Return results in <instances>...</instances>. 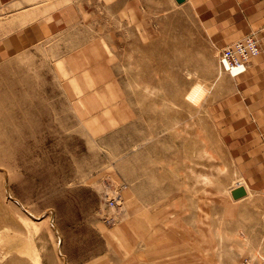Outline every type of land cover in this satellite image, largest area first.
Masks as SVG:
<instances>
[{
	"label": "rangeland",
	"instance_id": "rangeland-1",
	"mask_svg": "<svg viewBox=\"0 0 264 264\" xmlns=\"http://www.w3.org/2000/svg\"><path fill=\"white\" fill-rule=\"evenodd\" d=\"M63 1L102 49L62 58L59 35L0 65V264H264V196L234 204L218 132L234 81L195 16Z\"/></svg>",
	"mask_w": 264,
	"mask_h": 264
},
{
	"label": "crops",
	"instance_id": "crops-1",
	"mask_svg": "<svg viewBox=\"0 0 264 264\" xmlns=\"http://www.w3.org/2000/svg\"><path fill=\"white\" fill-rule=\"evenodd\" d=\"M28 1L0 0V11L17 10L13 19L8 20L16 30L8 33L0 28V65L8 56L23 55L39 42H50L59 35L69 42L68 47L56 49L61 51L62 58H71L75 53L79 58H84L86 53L90 59L100 56L102 45L87 44L90 39L85 35L73 33L81 18L77 7L63 0ZM155 3L143 0V11L166 9L165 5ZM110 6L111 11L134 10L135 0L116 4L111 1ZM181 6L195 16L211 51H219L264 28V0H185L178 7ZM99 40L94 37L93 42ZM260 46V54L248 64L246 73L233 79L232 98L214 103L219 107L215 111L220 122L219 138L236 165L240 181L237 186H243L247 196H264V38ZM96 61L91 65H99ZM83 81L86 83V77Z\"/></svg>",
	"mask_w": 264,
	"mask_h": 264
},
{
	"label": "built area",
	"instance_id": "built-area-1",
	"mask_svg": "<svg viewBox=\"0 0 264 264\" xmlns=\"http://www.w3.org/2000/svg\"><path fill=\"white\" fill-rule=\"evenodd\" d=\"M263 38L264 28L260 31V33H252L251 35L219 50L217 64L220 71L232 79H236L244 75L251 60L255 59L260 54V43ZM116 195L117 193L115 195H111L113 198L111 196L108 197L111 198L108 201V203L111 202V207L115 204L116 199H119V197H115ZM262 220L264 221V199L262 207Z\"/></svg>",
	"mask_w": 264,
	"mask_h": 264
},
{
	"label": "water",
	"instance_id": "water-1",
	"mask_svg": "<svg viewBox=\"0 0 264 264\" xmlns=\"http://www.w3.org/2000/svg\"><path fill=\"white\" fill-rule=\"evenodd\" d=\"M176 5H182L185 0H174ZM230 197L232 201H238L246 197V191L243 186H237L230 190Z\"/></svg>",
	"mask_w": 264,
	"mask_h": 264
},
{
	"label": "bare ground",
	"instance_id": "bare-ground-1",
	"mask_svg": "<svg viewBox=\"0 0 264 264\" xmlns=\"http://www.w3.org/2000/svg\"><path fill=\"white\" fill-rule=\"evenodd\" d=\"M247 71V70H246ZM246 73V72H245ZM245 189V188H244ZM246 191V190H245ZM229 196H230V191H229ZM246 196H247V192H246ZM231 198V197H230ZM233 202H238V201H233Z\"/></svg>",
	"mask_w": 264,
	"mask_h": 264
}]
</instances>
